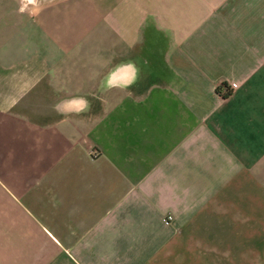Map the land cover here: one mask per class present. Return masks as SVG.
Masks as SVG:
<instances>
[{
  "label": "crops",
  "instance_id": "obj_1",
  "mask_svg": "<svg viewBox=\"0 0 264 264\" xmlns=\"http://www.w3.org/2000/svg\"><path fill=\"white\" fill-rule=\"evenodd\" d=\"M0 264H264V0H0Z\"/></svg>",
  "mask_w": 264,
  "mask_h": 264
},
{
  "label": "trees",
  "instance_id": "obj_2",
  "mask_svg": "<svg viewBox=\"0 0 264 264\" xmlns=\"http://www.w3.org/2000/svg\"><path fill=\"white\" fill-rule=\"evenodd\" d=\"M223 87H225V88H226V85H224ZM229 93H230V92H228V95H229Z\"/></svg>",
  "mask_w": 264,
  "mask_h": 264
}]
</instances>
